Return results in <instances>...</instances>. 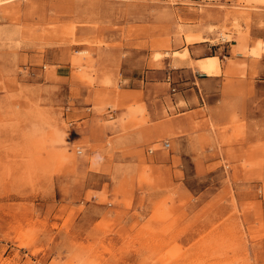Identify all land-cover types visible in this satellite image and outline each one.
<instances>
[{"label": "rangeland", "instance_id": "obj_1", "mask_svg": "<svg viewBox=\"0 0 264 264\" xmlns=\"http://www.w3.org/2000/svg\"><path fill=\"white\" fill-rule=\"evenodd\" d=\"M190 33L243 58L238 125L116 139ZM0 264H264V0H0Z\"/></svg>", "mask_w": 264, "mask_h": 264}, {"label": "crops", "instance_id": "obj_2", "mask_svg": "<svg viewBox=\"0 0 264 264\" xmlns=\"http://www.w3.org/2000/svg\"><path fill=\"white\" fill-rule=\"evenodd\" d=\"M189 35L192 37L190 40L173 41L169 52L165 49L162 51L167 55L156 59V65L146 73V80L144 77L126 76L123 94H110L108 102L111 105L121 104L114 109L117 124L110 130L116 139L120 136L122 139L133 140L138 133L153 139L162 134L165 124L180 135L184 144L190 140L193 131L212 138L214 125L218 137H222L225 127L229 132L232 128L229 124L238 125V108H242L243 102L247 101V97L241 94L238 96V84L242 81L238 76L241 65L239 61L243 58L238 57V53L233 55L231 51L217 54L216 48L220 47L218 44H215L217 47L212 51L207 37L197 39L195 37L201 34ZM210 58L217 61L214 73H208L202 68V64ZM162 66L167 72L163 80L162 74L165 71L160 70ZM172 80H177V85H173L174 91H165V84H170ZM163 111L170 117L165 123ZM143 115L148 117L149 123L137 130H124L126 121H136ZM188 144H185L186 148L190 146ZM220 160V156H216L206 161Z\"/></svg>", "mask_w": 264, "mask_h": 264}, {"label": "bare ground", "instance_id": "obj_3", "mask_svg": "<svg viewBox=\"0 0 264 264\" xmlns=\"http://www.w3.org/2000/svg\"><path fill=\"white\" fill-rule=\"evenodd\" d=\"M223 38L225 36H222ZM159 54V53H158ZM155 55V54H153ZM159 56V55H158ZM158 58V57H157ZM216 59L215 58H210V59H207L203 64H202V68L207 71L208 73L210 72H213L215 70V67L217 65L216 63ZM214 73V72H213ZM216 75V74H215Z\"/></svg>", "mask_w": 264, "mask_h": 264}, {"label": "built area", "instance_id": "obj_4", "mask_svg": "<svg viewBox=\"0 0 264 264\" xmlns=\"http://www.w3.org/2000/svg\"><path fill=\"white\" fill-rule=\"evenodd\" d=\"M167 146H168V143H167V142H165V143H164V147H167Z\"/></svg>", "mask_w": 264, "mask_h": 264}]
</instances>
